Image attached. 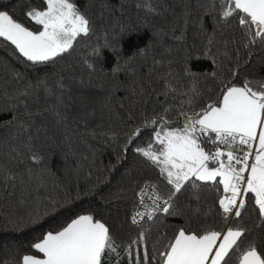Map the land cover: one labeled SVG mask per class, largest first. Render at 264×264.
<instances>
[{"label":"snow or ice","instance_id":"obj_1","mask_svg":"<svg viewBox=\"0 0 264 264\" xmlns=\"http://www.w3.org/2000/svg\"><path fill=\"white\" fill-rule=\"evenodd\" d=\"M135 6L149 14L160 15L152 0H137ZM211 7L217 23L227 24L231 18L237 19L243 30L245 49L256 43L264 44V0H211ZM22 14L37 26L35 30L26 27L13 14L0 11V38L10 42L21 62L33 69L55 64L58 58L70 54L78 38L88 37L95 28L92 18L81 10L77 0H40L38 5L28 0ZM182 22L185 27L191 25L204 31L202 18L184 17ZM215 28L213 25V31ZM131 31L124 29L122 35ZM157 32L162 34L164 29L161 27ZM103 47L113 51L116 63L111 75L118 78L122 70L119 67L122 50L110 43ZM139 52L143 54L146 49ZM93 54L99 58L101 49L94 48ZM132 59L134 57L128 61L129 66ZM83 64L86 76L61 73L33 81L24 72L13 71V80L21 87L2 93L7 107H0V114L6 112L10 119L5 127L15 129L11 139L17 145L9 144V152L18 163L26 159L34 165L43 164L36 141L41 134L53 138L49 136L46 121L59 131L73 122L83 123L87 128L88 122L94 119L96 107H89L85 92L93 87L92 76L97 69L96 64L87 59ZM187 64L185 60V77L190 82L198 81ZM158 65H163V61L153 60L149 77ZM135 74L133 70L132 75ZM167 75L173 76L171 72ZM209 75L217 79V72ZM238 79L239 72L233 69L230 78L219 81L216 92L209 90L207 98L193 84L183 93L191 96L187 108L184 104L180 106L179 115L183 119L168 120L171 109L166 106H162L159 113L143 116L142 122H147L146 127L152 126L153 134L146 146H137L133 151L158 169L159 176L166 182V191L150 182L139 188L134 211L129 215L131 225L137 229L135 232L122 234V226L110 224L91 210L81 211L73 213L59 227L41 233L28 249L15 254L5 264H264V247L258 246L255 237L249 238L252 229L242 223L247 197L252 194L260 221L256 227L264 226V77L249 79L246 76L237 83ZM165 84V95L176 91L172 80ZM97 87L104 90L102 85ZM121 87L124 82L109 88L99 107L107 109L110 96ZM143 90L142 85L125 87L130 96ZM197 98L203 103L192 107ZM78 111H83L82 117L74 115ZM141 131L134 129L125 137L123 151L128 150ZM31 171L28 169L29 174ZM15 181L16 175L11 169H0V183L14 185ZM205 187L216 194L220 227L201 219L199 201ZM185 192L197 202L196 207L181 204ZM41 203L45 205L43 211L34 206L21 222L39 223L41 217L61 210L59 200ZM64 204L65 210L71 211L67 199ZM161 216L185 219L170 229H158L153 237L143 224L145 221L155 223Z\"/></svg>","mask_w":264,"mask_h":264},{"label":"trees","instance_id":"obj_2","mask_svg":"<svg viewBox=\"0 0 264 264\" xmlns=\"http://www.w3.org/2000/svg\"><path fill=\"white\" fill-rule=\"evenodd\" d=\"M28 0H0V11L13 14L14 18L32 30L37 27L27 20L22 9ZM78 6L93 20L95 28L88 37H80L70 54L58 58L55 64L38 66L33 69L25 65L14 52V46L0 38V107H7V100L2 93H10L21 87L13 80V71L24 72L35 81L44 76L63 73L65 76L75 73L87 75L83 61L96 64L97 72L92 76L93 87L85 94L89 97V107H96L94 119L83 123H71L67 128L56 131L49 121L48 139L43 134L36 141V147L43 155L41 165H34L25 159L18 163L9 152L16 141L11 139L14 127H5L10 116L0 114V169L16 175L15 184L0 183V264H5L17 253H23L35 238L45 231L59 227L67 222L73 213L91 210L98 217H104L114 226H122V234L135 232L129 215L134 211L137 192L146 182L157 183L161 191H166V182L159 176L158 169L146 158L133 151L137 146H146L152 136V126H145L146 114L159 113L162 106L171 112L166 117L170 121L183 119L179 115L180 106L188 107L191 96L183 95L193 84L201 95L207 98L209 90L216 92L219 81L230 78L233 69L238 70L239 80L264 77V44L256 43L245 49L243 30L237 19L231 18L227 24L217 23L211 0H152L160 15L149 14L145 9H137V0H77ZM38 5L40 0H31ZM167 9V11H165ZM191 20L202 18L204 31L191 25L185 27L183 18ZM213 25H216L213 31ZM164 29L158 34L157 29ZM132 30L122 35V30ZM175 29V31H173ZM209 40L212 43H209ZM106 43L119 46L123 55L119 58L118 78L111 75L116 58L111 48H104ZM94 48H100L102 55L97 58ZM140 49H146L141 54ZM170 50V51H169ZM211 53V54H209ZM131 66L128 61L130 58ZM153 60H162L149 77ZM198 77L190 82L184 75V61ZM133 70L135 75H132ZM217 72V79L209 75ZM171 72L173 76H168ZM173 77L175 79H173ZM172 80L176 91L165 95V81ZM124 82V87L110 96L107 109L99 107L105 101L107 90L114 84ZM97 85L103 86V91ZM143 92L130 96L125 87L139 88ZM203 103L197 98L192 107ZM123 105V107H121ZM189 114L191 111L189 110ZM74 115L83 116V111ZM181 126V125H176ZM134 129H142L140 136L128 146L125 137ZM95 133V135L93 134ZM106 133L107 135H102ZM115 139H109L111 136ZM28 169H31L29 174ZM59 200L61 210L41 217L39 223L21 222L38 207L45 205L41 201ZM71 211L65 210L64 201ZM216 194L205 187L201 191L199 206L201 219L208 224L220 227ZM26 201V202H25ZM181 204L189 203L192 207L197 202L187 192L181 197ZM185 217H163L155 223L145 221L143 227L150 229L152 236L157 230L164 231L173 225H180ZM242 223L252 229L250 237H255L258 246L264 247V226L260 223L255 210L253 196L247 197V211ZM226 227V226H225Z\"/></svg>","mask_w":264,"mask_h":264}]
</instances>
